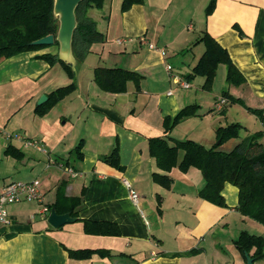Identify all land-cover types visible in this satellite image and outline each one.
<instances>
[{"label": "crops", "instance_id": "1", "mask_svg": "<svg viewBox=\"0 0 264 264\" xmlns=\"http://www.w3.org/2000/svg\"><path fill=\"white\" fill-rule=\"evenodd\" d=\"M213 1L144 0L122 11L123 0H105L103 8L89 11L105 33V42L94 43L84 60L74 53L69 57L75 79L62 62L40 57H61L57 41L8 59L0 57V191L15 180L38 179L43 193L41 202L7 207L11 218L0 226V264H248L235 240L242 231L259 228L238 211V187L225 185L227 206L219 207L200 196L206 180L198 168L183 172L173 167L169 188L152 176L162 170L149 153L150 137L169 134L212 147L218 128L224 126L214 115L222 94L203 109L198 97L188 92L196 81L202 86V80L197 76L189 89L175 90L173 76L187 79L190 72L174 71L171 64L174 72L167 70L172 56L189 48L194 58H184L180 69L192 70L206 48L196 38L205 32L227 49L246 78L244 86L229 85V93L251 107L264 108V0H217L207 14ZM101 66L137 70L143 74L142 89L129 81L125 92L105 91L94 80ZM73 80L77 89L48 107L51 92ZM43 95L48 98L40 104ZM229 100L219 112L229 111ZM193 103L200 105V115L181 121L182 134L172 136L176 127L168 133L165 118L176 117ZM44 107L48 108L41 112ZM191 123L195 127L190 129ZM81 143L80 159L73 149ZM115 145L123 172L101 160ZM12 147L23 156L7 153ZM179 154L181 160L184 153ZM60 186L67 197L80 196L83 202L79 215L69 212L75 221L53 228L48 217ZM131 189L139 194L137 203ZM44 206L50 210L41 213ZM85 220L115 223L120 234L87 233ZM81 249L105 254L85 259L70 255ZM254 262L264 264V258Z\"/></svg>", "mask_w": 264, "mask_h": 264}, {"label": "trees", "instance_id": "2", "mask_svg": "<svg viewBox=\"0 0 264 264\" xmlns=\"http://www.w3.org/2000/svg\"><path fill=\"white\" fill-rule=\"evenodd\" d=\"M55 0H0V57L15 56L27 51H36L47 45H33L35 40L50 34H58L59 19L54 13ZM105 0H83L76 8L77 27L73 36V53L77 60H84L91 53L92 45L98 42H105V33L97 27V22L89 16L91 8H103ZM136 3H144V0H123L122 11H126ZM217 0L209 4L207 14L214 11ZM243 36V33L241 32ZM205 42V51L201 60L193 67V71L187 75V81L194 80L197 76L204 77V89L213 87V80L221 64L227 66V83L231 86H244L246 78L242 71L235 65L232 56L229 55L226 48L221 46L220 42L205 32L196 43ZM48 62H62L63 68L75 79L76 74L73 63L62 60L57 54H43L40 56ZM94 80L105 89L113 93H122L128 89V82H135L138 90L142 89L141 79L143 74L137 70H131L123 67H97L94 71ZM76 82L73 80L65 87H59L50 94L48 107L54 105L57 101L64 99L65 96L75 91ZM222 97L229 98L230 104L241 103L251 112L258 115L264 122V108L251 107L244 103L243 98L236 97L229 93V90L222 92ZM43 106L39 107L41 109ZM48 107H44L45 112ZM200 105L197 103L186 105L180 110V113L174 117L165 118L167 132L177 127V124L186 118L200 115ZM244 125L239 122H232L227 126L218 128L216 135L219 144L212 147H205L194 139L175 140L169 134L164 137H150L149 153L155 158L158 168L162 171L153 172V180L165 188L173 184V179L169 175L173 167H180L183 172L191 171L192 168L200 169L206 184L199 190L201 197L205 201H210L219 207L227 206L223 189L227 183L239 189L238 211L261 222L264 225V129L260 132H254L243 138L236 144L233 150H223L221 145L233 138L240 137ZM119 145V144H118ZM115 145L109 155H104L101 160L108 165L114 166L122 172L125 170L121 164L119 146ZM83 143L73 149V152L81 159ZM183 151L184 157L179 160V152ZM7 153L17 158L23 156V153L15 148L7 149ZM64 187L60 186L57 192V202L50 208L56 209L59 213H69L79 215V207L83 199L80 196L67 197ZM163 198L160 197V201ZM67 205L61 207V205ZM85 231L95 235H118L120 226L108 221L85 220ZM241 235L235 240L236 247L244 253H250L253 249L252 258H264V236L259 234L242 231ZM103 253V250L95 251L92 249L71 250L70 255L82 257L85 259L93 254Z\"/></svg>", "mask_w": 264, "mask_h": 264}, {"label": "rangeland", "instance_id": "3", "mask_svg": "<svg viewBox=\"0 0 264 264\" xmlns=\"http://www.w3.org/2000/svg\"><path fill=\"white\" fill-rule=\"evenodd\" d=\"M198 38L199 37H197L196 40ZM193 55L194 53L191 52V49L189 48V50L185 51L183 54H176L174 56L170 55L172 56V60H169L168 63L169 65L171 64L173 66L174 71L181 72V73L184 72L188 74L189 72L191 73L192 70L188 68L189 66L187 65H186L187 67H183V69H180L181 66L183 65V64L181 65V61H183L184 58H187L188 60L192 59L194 58ZM227 72H228L227 66L225 64H221L218 67V71L213 80L214 84H213V87H211V89H204L203 88L204 80L203 78H201V76H198L197 77L198 81L202 80L200 81L202 83V86L199 85V83H197L196 81L194 82L196 84V87H193L188 90V92L192 96L198 97L199 101L197 102L202 103L203 109L209 108L210 106H212L215 99L216 98L218 99V97L221 96L224 90H228L229 84L227 83V79H226ZM176 88L182 89L181 86L178 84H175L174 89L176 90ZM228 110L229 111L225 114L219 111L217 112L214 109V113H215L214 115H216V117L218 116L221 117L220 124L227 126L229 124H232V122H239L244 125L245 129L241 130L240 137L233 138L232 140L230 139L229 141H226L223 145H221L220 148H222L223 150H227V151L233 150L234 146L238 144L244 137L246 138L248 134L254 133L257 131L260 132V130L264 129V122L262 121V119L259 118L258 115H256L254 112H251L249 109L245 108L243 104L236 103V102L232 103L231 106H228ZM191 121H199V120H196L195 118H193V120ZM180 123H178L177 127L174 128L175 131L172 136L176 135L175 137H177L182 134V130H181L183 127L182 125H185V124H180ZM188 126H190V129L195 127V125L192 123L189 124ZM184 136L185 135H183V137ZM219 141L220 139L216 140L214 144H219ZM252 223H254V225H256V228H259V229H255L254 231V229L249 228L250 229L249 231L254 234H259V235L264 236V234H261V233H264V225L261 222L254 220V219L251 220V225H253Z\"/></svg>", "mask_w": 264, "mask_h": 264}, {"label": "water", "instance_id": "4", "mask_svg": "<svg viewBox=\"0 0 264 264\" xmlns=\"http://www.w3.org/2000/svg\"><path fill=\"white\" fill-rule=\"evenodd\" d=\"M83 0H55L54 2V13L59 19V28L58 34H50L48 37H42L40 39L35 40L33 45H52L56 41L60 43V53L61 59L72 62L69 57L73 54L74 48L72 47V41L74 32L77 27V17H76V8H78L80 2ZM74 64V63H73ZM48 95H43L39 99V103H43L47 100ZM50 217H48V222L53 228H58L61 225L69 224L76 220V218L72 217V214L65 213L60 214L56 209H52L50 213ZM247 257L248 264H255L254 259L250 257L248 252L245 253Z\"/></svg>", "mask_w": 264, "mask_h": 264}, {"label": "built area", "instance_id": "5", "mask_svg": "<svg viewBox=\"0 0 264 264\" xmlns=\"http://www.w3.org/2000/svg\"><path fill=\"white\" fill-rule=\"evenodd\" d=\"M152 47H156L152 45ZM167 70L170 73H173V69L171 65H167ZM173 80L176 84L181 87L189 89L192 87L190 81L187 79H183L178 75L173 76ZM171 93V92H170ZM228 98L221 97L216 103L215 109L218 111H223L224 107L228 103ZM28 145H33L32 141H27ZM130 196L133 198V201L136 203L138 199H140L139 194L135 192V190L131 189ZM43 199V193L41 191L40 182L38 179H34L32 181L24 182L23 180H15L13 182H9L3 187V190L0 191V226L6 224L10 221L11 215H9L7 207L9 205H14L15 203H19L22 201H39L41 202ZM50 210L48 206H44L42 208L41 213H46Z\"/></svg>", "mask_w": 264, "mask_h": 264}]
</instances>
